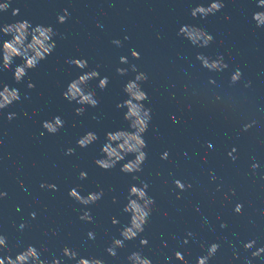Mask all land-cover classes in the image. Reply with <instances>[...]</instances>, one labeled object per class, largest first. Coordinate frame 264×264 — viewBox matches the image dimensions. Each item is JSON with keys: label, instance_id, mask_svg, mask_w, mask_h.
I'll return each mask as SVG.
<instances>
[{"label": "clouds", "instance_id": "9594fccd", "mask_svg": "<svg viewBox=\"0 0 264 264\" xmlns=\"http://www.w3.org/2000/svg\"><path fill=\"white\" fill-rule=\"evenodd\" d=\"M11 6V0H5L0 3V12H7ZM225 7L222 0H212L208 6L198 5L190 10V15L193 18L200 17L201 19L207 18L209 15H215L221 9ZM257 7L264 9V0H258ZM20 14L19 8L12 9L11 15L17 16ZM67 9L63 10V14L57 16V22L63 24L69 18ZM253 21L257 27H264V11H257L253 13ZM0 33L4 36L10 37V39L0 42V70L7 71L14 68L13 79L19 84L23 81L28 71L35 69L38 64L45 60L55 49L56 44L53 39L57 33L53 27L45 25L33 26L27 19L16 21L13 23H6L0 26ZM178 36H182L187 39L192 45L206 48L208 47L214 37L209 34L205 29L195 25H182L177 33ZM127 39V37H125ZM113 43L117 46H122L120 40H114ZM131 56L134 59H139V53L135 50L131 51ZM16 58H19L22 62L15 64ZM231 57H229L230 59ZM196 60L200 62L201 66L209 71L221 72L226 70L229 65L225 62L223 55H217L214 59L206 56L203 53H198ZM69 64L75 66L80 70L87 69L89 67L86 59L73 58L68 61ZM121 64H127L126 57H120ZM129 69L118 67L116 72L120 76L127 75ZM131 71L137 73L134 79L128 80L123 88V92L126 95V99L116 104L118 110L126 109L123 113V119L128 123L127 129H117L114 131H108L105 133V142L103 143L100 151L101 158L95 160V164L102 170L108 171L115 168L120 162L122 163L120 171L125 174H132L133 180H139V176L135 175L143 171L142 165L147 159V152L145 151L147 144L144 139V134L149 130V123L152 119V109L145 106V102L149 101V96L143 90L142 84L148 80V76L143 72H138L136 65H131ZM242 73L239 69L235 70L230 77V83L236 84L241 80ZM97 79V87L101 90L107 88L109 84V78L104 76L101 78L100 73L93 69L91 71H83L77 78L71 80L66 89L63 91L62 96L69 103L75 102L80 105L75 108V114L77 116L84 115L88 106L91 108L98 107L100 101L97 97L95 90L91 89L89 81ZM251 82H247L245 87H249ZM27 87L32 89L35 87L33 83H28ZM19 89L10 87L7 84L2 86L0 90V110L11 106L13 103L20 101ZM27 115V113H25ZM17 118V113L10 112L7 115L9 121ZM64 121L60 116H55L51 121H44L42 127L49 134H56L64 126ZM256 124V121H251L243 126V130L247 131ZM43 135V133H41ZM99 137L93 131L86 132L77 140V146L80 148H87L95 143ZM236 151L235 148L229 153V156L235 161L237 157L233 155ZM74 148H68L65 155L74 154ZM132 159H126L129 156ZM168 153H163L162 158L167 159ZM251 167L255 170L259 167V164H252ZM81 180L87 179V173L81 171L79 174ZM175 186L184 191L186 188H190L191 185H185L180 180L174 181ZM41 187H47L52 190H56L55 185L41 184ZM149 184L147 181H140L139 186L133 184L130 186L127 196V203L124 205L122 211L129 214L130 221L128 225H125L120 231L121 238H113L110 246L105 251L115 257L117 255V249L123 248L125 241L136 239L143 231L144 227L154 210L153 205L155 200L148 195ZM104 190L100 189L96 192H90L87 195H81L78 191V186L69 190L68 195L79 204L83 206H89L95 204L101 200L104 196ZM6 193H0V196H4ZM177 199H181L179 193H177ZM116 197H113V203H116ZM243 208L242 204H237L234 211L239 213ZM35 217V213L31 214ZM80 220L91 223L93 217L90 210L83 211L79 217ZM119 221L112 220V224L116 225ZM26 224H21L20 228L26 227ZM221 227H227L222 223ZM55 235V233H53ZM191 235V233H189ZM88 237L90 239L95 238V233L89 232ZM188 241L185 240L184 243ZM140 244L146 246L148 244L147 239H141ZM256 244L255 240H251L245 243L244 248L251 250ZM19 246V241L17 242ZM220 245L218 243H212L208 249L206 255L197 258L196 264H208L211 258L219 250ZM0 249H3L7 255L0 258V264H65L64 259L53 258L51 261L48 259H42L40 251L33 245H29L26 249L20 251L15 255V258L11 256V249L7 245V237L0 235ZM264 253V247L258 248L251 253L252 257H260ZM236 254L234 253V256ZM62 257L67 260L75 261V264H104V261L95 258H83L79 257L77 251L65 247L62 249ZM177 260L183 261V264H188L184 260L183 255L180 252L175 253ZM130 264H152V261L144 257L142 253L136 251L132 252L128 257ZM247 264H251L249 260Z\"/></svg>", "mask_w": 264, "mask_h": 264}]
</instances>
